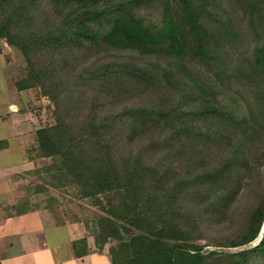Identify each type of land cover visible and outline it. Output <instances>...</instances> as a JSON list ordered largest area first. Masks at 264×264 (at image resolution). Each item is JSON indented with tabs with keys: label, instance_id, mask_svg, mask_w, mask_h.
<instances>
[{
	"label": "trees",
	"instance_id": "1",
	"mask_svg": "<svg viewBox=\"0 0 264 264\" xmlns=\"http://www.w3.org/2000/svg\"><path fill=\"white\" fill-rule=\"evenodd\" d=\"M1 40L26 65L15 91L53 106L43 171L100 210L84 226L109 264H264V190L233 235L198 242L264 163V0H0ZM114 88L115 117L175 134L164 154L84 157L79 129L100 137L89 102Z\"/></svg>",
	"mask_w": 264,
	"mask_h": 264
},
{
	"label": "rangeland",
	"instance_id": "2",
	"mask_svg": "<svg viewBox=\"0 0 264 264\" xmlns=\"http://www.w3.org/2000/svg\"><path fill=\"white\" fill-rule=\"evenodd\" d=\"M147 11L155 12L151 8ZM0 47V114L4 115V105L7 126L13 127V136L0 142V148L6 149L2 152L4 157L0 156L3 159L0 160L1 172L5 173V180L0 182V217L15 215L19 209L45 210L57 223L79 221L93 228V222L101 212L92 205V200L80 198L75 187H56L53 178L43 171L51 160L39 158V130L53 125V106L41 100L35 89L15 91L14 83L26 75V65L18 49L3 40ZM127 98V94L116 88L108 92L102 90L91 98L89 103L90 106L93 103L95 110L93 123L100 137L97 140L92 133L79 129V150L92 166L122 162L137 151L149 156L162 155L176 139L167 128L144 127L127 116L115 117L113 113L126 104ZM248 178L234 205L235 215H230L234 217L206 227L198 241L200 244H212L219 241V237L233 235L256 195L264 190V163ZM213 249L204 248L207 251Z\"/></svg>",
	"mask_w": 264,
	"mask_h": 264
},
{
	"label": "crops",
	"instance_id": "3",
	"mask_svg": "<svg viewBox=\"0 0 264 264\" xmlns=\"http://www.w3.org/2000/svg\"><path fill=\"white\" fill-rule=\"evenodd\" d=\"M8 105L15 106L13 103ZM2 108L4 115L0 114V142H6L9 136H13V127L7 126L5 106ZM3 150L6 149L0 148L2 158ZM1 171L0 168V182L5 180V173ZM81 239H85L88 253L77 258L74 256L72 244ZM109 262L108 245H105L102 251H98L93 236L81 222L57 223L45 210L0 217V264H109Z\"/></svg>",
	"mask_w": 264,
	"mask_h": 264
}]
</instances>
